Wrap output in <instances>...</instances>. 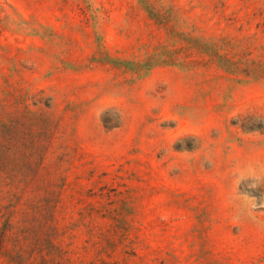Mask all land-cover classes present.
I'll list each match as a JSON object with an SVG mask.
<instances>
[{
	"label": "rangeland",
	"instance_id": "rangeland-1",
	"mask_svg": "<svg viewBox=\"0 0 264 264\" xmlns=\"http://www.w3.org/2000/svg\"><path fill=\"white\" fill-rule=\"evenodd\" d=\"M264 0H0V264H264Z\"/></svg>",
	"mask_w": 264,
	"mask_h": 264
},
{
	"label": "clouds",
	"instance_id": "clouds-1",
	"mask_svg": "<svg viewBox=\"0 0 264 264\" xmlns=\"http://www.w3.org/2000/svg\"><path fill=\"white\" fill-rule=\"evenodd\" d=\"M258 123H264V120L257 119ZM249 180L248 188L255 190L264 187V175L251 174L238 178V186L243 182ZM236 214L233 219L239 222L242 218L250 220L254 223L260 224L259 216H264V197H261L259 202L256 198H250L247 194H236Z\"/></svg>",
	"mask_w": 264,
	"mask_h": 264
}]
</instances>
